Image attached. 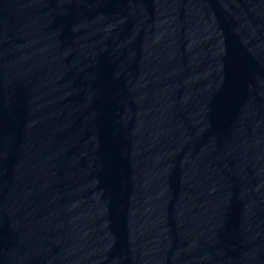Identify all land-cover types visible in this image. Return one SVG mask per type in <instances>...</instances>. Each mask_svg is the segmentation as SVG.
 Listing matches in <instances>:
<instances>
[{"label": "water", "instance_id": "water-1", "mask_svg": "<svg viewBox=\"0 0 264 264\" xmlns=\"http://www.w3.org/2000/svg\"><path fill=\"white\" fill-rule=\"evenodd\" d=\"M0 264H264V0H0Z\"/></svg>", "mask_w": 264, "mask_h": 264}]
</instances>
